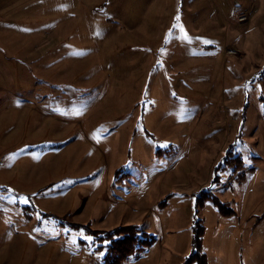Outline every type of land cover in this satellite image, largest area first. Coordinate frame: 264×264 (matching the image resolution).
I'll return each mask as SVG.
<instances>
[{
	"label": "rangeland",
	"instance_id": "obj_1",
	"mask_svg": "<svg viewBox=\"0 0 264 264\" xmlns=\"http://www.w3.org/2000/svg\"><path fill=\"white\" fill-rule=\"evenodd\" d=\"M263 100L264 0H0V264H264Z\"/></svg>",
	"mask_w": 264,
	"mask_h": 264
},
{
	"label": "trees",
	"instance_id": "obj_2",
	"mask_svg": "<svg viewBox=\"0 0 264 264\" xmlns=\"http://www.w3.org/2000/svg\"><path fill=\"white\" fill-rule=\"evenodd\" d=\"M242 164V159L235 157ZM206 200H211L224 216H230L234 213L228 208V203L222 202L219 198H203L198 196L197 205L201 206ZM202 221L195 218L192 224V249L189 257L184 264H209L207 255L203 250V240L206 227ZM90 233V232H88ZM91 234L102 235V238L109 240L105 246L106 252L103 259L108 264H122L124 261L139 256L140 252L153 244L154 239L148 237V233L142 231L137 225L121 226L111 230L93 231Z\"/></svg>",
	"mask_w": 264,
	"mask_h": 264
},
{
	"label": "crops",
	"instance_id": "obj_3",
	"mask_svg": "<svg viewBox=\"0 0 264 264\" xmlns=\"http://www.w3.org/2000/svg\"><path fill=\"white\" fill-rule=\"evenodd\" d=\"M264 101V100H263ZM235 177V176H234ZM233 177V180L231 181V183H230V185H232V184H234V182H236L238 179L235 177L234 178ZM237 183V182H236ZM235 183V184H236ZM238 184H241V183H238ZM226 189H223L221 192H220V196L222 195V193H225L226 191H225ZM229 192H231V191H229ZM232 193V192H231ZM232 195H233V197H235V195H237V194H233L232 193ZM228 199H229V197H227ZM231 200L232 201H235L234 200V198H232V199H230V200H226V202H228V203H231ZM205 226V225H204ZM192 231V230H191ZM219 231H221V227H220V229H219ZM215 234H216V232H215ZM229 240V239H228ZM205 238H204V240H203V250H204V252H205V254L207 255V258H208V263L210 264V260H209V256H208V248L206 247V245H205ZM233 241H234V238L232 237L231 239H230V242H231V244L230 245H234V243H233ZM229 255H231V259H232V262L230 263V264H244V263H242V262H240L239 260H237V258H238V253L237 252H234V250L233 249H231L230 250V252L228 253ZM251 255V254H250ZM225 258V257H224ZM223 264H229V263H227V262H223Z\"/></svg>",
	"mask_w": 264,
	"mask_h": 264
},
{
	"label": "snow or ice",
	"instance_id": "obj_4",
	"mask_svg": "<svg viewBox=\"0 0 264 264\" xmlns=\"http://www.w3.org/2000/svg\"><path fill=\"white\" fill-rule=\"evenodd\" d=\"M177 19H179V17H177ZM185 38L187 39V36H185ZM24 202H25V203H27V201H26V200H25Z\"/></svg>",
	"mask_w": 264,
	"mask_h": 264
}]
</instances>
